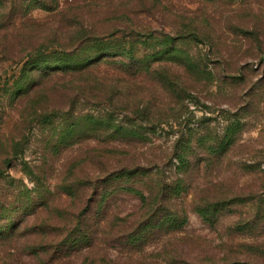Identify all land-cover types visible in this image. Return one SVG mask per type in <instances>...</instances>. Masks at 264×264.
I'll return each mask as SVG.
<instances>
[{
	"label": "trees",
	"instance_id": "trees-1",
	"mask_svg": "<svg viewBox=\"0 0 264 264\" xmlns=\"http://www.w3.org/2000/svg\"><path fill=\"white\" fill-rule=\"evenodd\" d=\"M73 1L77 4L88 0ZM17 2L22 9L19 12L15 11L14 0H0V54L13 62H25L17 86L0 89V264L32 261L58 264L84 249L81 264H115L107 254H100L101 249H96L100 245L98 234L104 230L102 223L106 221L105 227L114 232L111 222L115 219L125 225L124 232L119 229L114 238L123 247L119 249L129 255L125 256V264L149 243L163 253L169 251L174 257L173 264H264V183L258 191L244 193L243 188L231 185L230 178L211 176L235 147L243 129L240 121L229 123L222 135L208 128L204 130V123L196 128L184 120L181 124L186 129L181 130L182 135L170 152L161 158L145 157L147 153L143 151L138 156L120 157L113 149L119 141L145 146L149 139L146 124L160 126L174 122L181 126L177 122L187 107L186 97L190 93L180 81L177 69L200 77L205 73L210 79L204 62L191 58L168 35L121 28L96 32L86 27L84 16L76 14L75 23L48 28L54 35L44 40L51 39L50 44H39V38L18 37V44L9 45V29L14 26L15 17L24 19L37 9L57 12L62 3L61 0ZM76 4H69L70 8L77 10ZM59 32H64L65 43L58 40ZM195 34L190 35L198 40ZM156 37L165 38L161 42ZM2 38L6 39V46L1 45ZM102 66L114 69L116 75H101ZM146 80L148 83L143 82ZM141 82L148 87L146 93L139 87ZM65 85L70 94L68 110L49 96L39 95L48 91L54 94L62 87L67 91ZM79 100L104 105L105 109L87 114L78 112ZM7 102L10 106L17 103L18 108L26 111L23 119L28 133L21 134L19 140L3 132ZM32 123L40 125L37 139L45 151L35 165L22 161L25 147L31 141ZM92 143L98 145L91 147ZM76 145H87L89 157L78 161L80 167L75 164L73 177L66 182L63 192L74 201L73 207L79 213L71 214L73 224L63 238L54 232L45 237V232L37 233L43 231V224L30 225L27 219L52 204L51 192L44 193L48 153L58 155ZM20 159L23 171L37 182L36 196L27 188H9L15 180L9 172ZM88 162L94 168H89ZM166 164L173 165L171 177L167 175ZM81 166L85 168L80 173L77 168ZM184 195L192 197L190 202L182 198ZM118 202L124 205L134 202L136 210L123 218L115 216L111 211ZM239 207L248 211L233 223L228 243L213 246L185 231L191 213L197 214L208 227L216 228L226 214H236ZM36 233L42 238H34ZM234 237L248 240L235 242Z\"/></svg>",
	"mask_w": 264,
	"mask_h": 264
},
{
	"label": "rangeland",
	"instance_id": "rangeland-1",
	"mask_svg": "<svg viewBox=\"0 0 264 264\" xmlns=\"http://www.w3.org/2000/svg\"><path fill=\"white\" fill-rule=\"evenodd\" d=\"M14 1L16 2L15 11H21L20 3L17 0ZM61 1L60 10L57 12L37 9L24 19L15 17L14 26L9 29L11 38L7 43L14 46L19 43L18 37H20L22 40L39 38V44H50L51 39L44 40L54 35L48 28L75 23L73 20L75 14L79 17L84 16L86 27L96 32L121 28L129 32L132 30L152 32L156 36L168 35L172 39L175 38V46L187 50L191 58L203 61L210 76L208 79L205 73L200 77L184 69H177L180 81L190 93V97H186L187 107L181 112V119L177 124L185 120L191 122L192 127L197 128V125L204 123V130L208 128L224 135L229 123L240 121L243 129L238 135L235 147L211 176L230 178L231 185L235 184L243 188L244 193L259 190L264 183V0H213L211 2L206 0H88L85 3L77 1V4L73 0ZM71 3L77 5V10L70 8ZM56 30L58 29L53 31ZM192 33H196L199 39L194 40L193 35H190ZM156 38L162 42L165 37ZM58 40L65 43L64 32H59ZM1 45H7L6 39L2 38ZM24 63L10 61L0 54V89L5 87V89H14L17 86ZM113 71L112 68L102 66L99 73L116 75ZM143 82L148 83L147 80ZM143 82L139 87H142V93H146L148 87ZM65 87L67 91L62 87V90L59 89L54 94L48 91L47 94L41 92L39 95L49 96L55 104H64L63 108L68 110L70 94L68 85ZM157 91L163 96L161 91ZM165 95L171 101L169 95L166 93ZM17 103L15 106L6 103L8 112L4 120L3 132L7 137L15 136L19 140L22 137L21 134L28 133V129L26 130L23 119L26 113L25 108L20 106L18 108ZM76 108L78 112L87 114L93 111L103 112L105 106L96 105L92 101L79 100ZM118 118L121 120L122 115H118ZM172 123L174 122L160 126L146 124L145 126L148 127H146V134L149 139L143 147H136L138 144L133 142L119 141L115 143L113 149L120 154V157L125 154L138 156L143 151L147 153L145 157L161 158L167 151L170 152L174 142L182 135L181 130L186 129L183 123L181 126ZM32 126L31 141L25 147L22 161L26 160L35 165L36 159L41 158L45 151L44 146L38 143L40 139H37V135L40 134V125L32 123ZM95 145L97 146L98 143H92L91 147ZM48 154L50 155L47 158L50 157V159L46 169L48 179L45 189L47 191L44 193L51 192L52 204L41 208L38 215L33 216L34 219L30 217L27 221L30 225L43 224V231L37 233L45 232V237H48L54 232L61 239L73 224L71 214L78 212L77 208L73 207L74 201L66 197L63 188L66 182L70 181L69 178L73 177L75 164L77 163L80 167L78 161L89 157V150L87 145H76L63 150L58 155L52 152ZM22 161L21 159L15 161L10 172L7 169L10 176L15 179L14 184H11L9 188L10 190L18 186L24 190L27 188L36 196L37 182L33 176L23 171ZM255 164L258 165L255 167ZM88 165L89 168H94L89 162ZM172 166V164L165 165L169 177L174 175ZM84 168L81 166L77 170L81 173ZM182 198L187 202L192 199L189 195H184ZM120 202L112 207L111 214L123 218L136 210V203L130 202L124 205ZM247 211L248 208L239 207L236 214L230 216L226 214L227 217L216 228L208 227L197 214L191 213L185 231L199 238L201 242L220 246L221 243L229 242L233 223ZM105 222L101 226L104 228L103 232L98 234V241L102 247L98 244L96 249H101L100 254H107L115 264H125L127 261L125 256L129 255L125 250L119 249L123 247L114 240L119 229L124 232L125 225L115 219L111 222L115 231L110 232L109 227H105ZM37 233L33 237L42 238L37 236ZM234 238L235 242L241 243L248 240V238ZM156 248L154 243H149L143 248L142 253L132 255L129 264H173L174 257L169 254V251L163 253L160 248ZM84 251L85 249L73 252L70 259L65 258L58 264H81L85 256ZM29 264H38V262L32 261Z\"/></svg>",
	"mask_w": 264,
	"mask_h": 264
}]
</instances>
